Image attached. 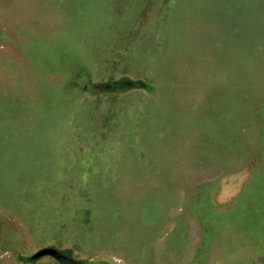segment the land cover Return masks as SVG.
Instances as JSON below:
<instances>
[{
	"label": "rangeland",
	"instance_id": "374dc122",
	"mask_svg": "<svg viewBox=\"0 0 264 264\" xmlns=\"http://www.w3.org/2000/svg\"><path fill=\"white\" fill-rule=\"evenodd\" d=\"M0 264H264V0H0Z\"/></svg>",
	"mask_w": 264,
	"mask_h": 264
},
{
	"label": "water",
	"instance_id": "95a60500",
	"mask_svg": "<svg viewBox=\"0 0 264 264\" xmlns=\"http://www.w3.org/2000/svg\"><path fill=\"white\" fill-rule=\"evenodd\" d=\"M57 252L54 249L46 248L43 250H40L37 252L35 255L32 256V259H39L44 256H52V257H57Z\"/></svg>",
	"mask_w": 264,
	"mask_h": 264
}]
</instances>
